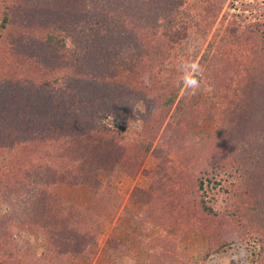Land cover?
<instances>
[{"label":"trees","instance_id":"obj_1","mask_svg":"<svg viewBox=\"0 0 264 264\" xmlns=\"http://www.w3.org/2000/svg\"><path fill=\"white\" fill-rule=\"evenodd\" d=\"M187 1L193 0H0V123H7L8 128L13 130L18 125H29L30 118L31 122L36 121L32 133L16 135L14 138L0 126V156L3 157L0 160H7L6 167L12 169L6 174V181L7 186L11 184L14 191L6 187L14 193V198L10 200L7 196L5 201L0 199V264H26L24 260L18 259V241L13 237V232L20 233L22 239L25 232L32 233L33 230L42 228L44 237L49 236L44 246L45 256L36 259V263L49 264L54 250L57 255L64 250V245L61 246L62 237L54 234V230L50 228L53 224L45 215L48 209L39 210L40 206L43 208L45 195L35 189L33 192L39 196L22 200L20 196L23 190L17 186L20 175L27 171L31 174L36 169L43 168L54 174L55 166L63 173L69 170L73 179L82 180L83 174L80 175V172H92V162L89 159L94 153L98 166L105 169H127L129 158L133 160L136 154H147L148 147L144 143L149 137L155 136L158 126H161L157 117L162 116L161 112L153 114L157 117L153 121L152 112L149 111L147 115L150 116V121L141 124L139 131H131L134 136L130 135L128 143L119 142V148L115 144L108 145L114 143L112 138L104 140L101 135L91 138L92 129L81 137L72 128V114L84 106L92 109L100 101L105 105H114L117 100L115 94L110 96L109 92L106 99L100 98L98 93L113 87V82H117L119 89L122 87L119 81L125 77L130 81V77L118 70L116 74L112 71L113 61L116 59L109 47L117 46L123 52V44L130 48L138 47L141 52L134 53L133 56L144 63L150 59L146 56L157 58V52L167 50V43L172 42L169 33L174 34L175 30L174 25L169 22L168 25H172L162 35L161 31L153 29L152 21L156 27L162 20L172 18L173 13L179 11ZM213 1L215 0H209ZM207 2L208 0H200L201 9L199 5H194L197 18L202 17L201 11ZM248 32L247 44L253 50L252 55L256 56L258 64L264 58V23L251 24ZM165 37L169 38L168 41L164 40ZM69 41L80 45L71 54V59L68 56ZM250 49L244 47L240 49V54L247 56ZM238 51V48L233 51L229 44H221L218 50L220 56L215 64L224 69L222 72L240 68V57L233 58ZM134 63L132 61L129 64L135 67ZM203 65L201 62L197 66L190 77L191 83L199 79V71H209L212 62L205 69ZM86 66L88 67L85 68ZM257 68L259 67H255L253 71L250 88L246 92L249 100L254 93L252 85L257 96L259 89L264 87V77L259 80L254 77ZM141 72L147 75L145 68L141 67ZM178 90L175 89L176 92L173 91L171 95L169 93L165 98H159L160 94L157 93L156 97L163 108H170ZM81 95L84 97L81 98ZM77 104L83 106L76 107ZM64 119L63 124L61 121ZM195 120L196 116L183 112L178 124L169 126L173 130V139L164 144L167 155L171 150H176L181 141L178 135L186 138ZM259 122L254 123V133L247 134V141H240L239 144L231 141L232 147L222 134H214L199 146L194 145L197 173H189L187 170L186 175L179 180L165 173L163 177L166 184L161 183L162 190L159 193L155 191L158 199L156 209L161 215L164 214L161 217L166 223L172 224L175 232L180 235L192 229L199 230V221L204 224L214 221L215 228L208 233L212 245H209L205 258L223 246L239 244L249 239L258 248L253 252L258 264H264V123ZM70 147L78 148L79 152L77 160L72 162L69 158L74 155L66 150ZM61 149L66 151L62 153ZM188 159L184 160L185 168H188ZM15 169L18 172H13ZM12 172L15 174H11ZM225 172L237 174L239 180L237 185L225 190L224 204L217 211L205 201L201 191L205 181L210 183L216 175ZM52 173H47V178L53 177ZM11 191H8V195ZM14 201H18L17 207ZM96 202L98 206L100 201L97 199ZM2 204L9 208L7 214L1 213ZM20 207H26V210L18 212ZM67 216L62 215L56 221H60V233L67 232L72 238L77 231L76 225L80 223L78 219H87L88 213L76 212L65 219ZM47 230L56 235L54 244L52 235ZM235 230L241 232L240 237L244 236L242 240L232 239L230 234ZM217 234L226 235L227 239L223 241ZM50 242L55 246L53 250Z\"/></svg>","mask_w":264,"mask_h":264},{"label":"rangeland","instance_id":"obj_2","mask_svg":"<svg viewBox=\"0 0 264 264\" xmlns=\"http://www.w3.org/2000/svg\"><path fill=\"white\" fill-rule=\"evenodd\" d=\"M199 2L187 1L179 11L173 13L170 20H162L156 27L152 21L153 29L161 31L162 35L166 34L172 24L175 30L174 34L169 33L172 42L167 43V50L157 52V58L146 56L150 59L144 63L133 56L141 52L138 47L130 48L123 44L124 52L117 46L109 47L116 59L112 71L116 74L118 70L130 77V81L126 77L119 81L121 88L118 89L117 82H113V87L98 93L100 98L106 99L109 92L110 96L115 94L117 100L114 105H105L100 101L92 109L84 106L77 110L76 107L82 104L73 108L77 111L72 114V128L81 137L92 129L91 138L95 135H101L104 140L112 138L114 143L108 145L115 144L117 148L119 142L128 143L130 137L134 136L131 131H139L141 124L150 121L147 114L151 111V119L155 121L158 117L161 126H158L156 135L144 143L148 147L146 155L136 154L133 160L129 158L127 169H105L98 166V159L94 157L96 153L92 154L91 150L92 158L89 160L92 162V172H80V175L83 174L82 180L73 179L69 170L63 173L55 166L54 174L43 168L31 174L26 169L27 172L20 175L17 186L23 190L22 195L20 193L21 199L39 196L33 192L35 189L43 192L40 194L45 195V199L43 208L40 206L39 210L48 209L45 215L53 224L50 228L63 239L62 245L60 243L58 246L64 245V250L60 255L54 250L49 264H258L256 255H253L258 248L249 239L241 241V245L239 242L223 246L205 258L209 245H212L208 233L215 228L214 221L207 224L199 221V230L192 229L180 235L175 232L172 224L167 222V226L164 214L161 215L155 207L158 204L155 191L159 193L162 190L161 183L166 184L163 177L165 173L177 180L182 179L187 170L189 173H197L195 146L208 141L214 134H222L230 141V145L231 141L239 144L240 141H247L248 133H254V123L259 120L263 121L259 123H264V87L259 89L257 96L252 85L254 93L251 100L246 95L255 67L259 68L254 77L257 80L264 77V58L257 64L256 56L252 55L253 50L247 44L248 26L264 23V0H208L201 11L202 17L197 18L194 5H199L201 9ZM169 22L172 24L168 25ZM168 39L164 38L166 41ZM223 43L229 44L233 51L239 49L233 58L240 57V68L222 72L224 69L217 67L219 65L215 61L220 56L218 50ZM79 47L78 42H68L70 59ZM244 47L250 49L247 56L240 54V49ZM132 61L135 67L129 64ZM210 61L212 65L209 71H199V79L191 83L190 77L197 66L203 62L205 69ZM141 67L146 69L147 75L141 72ZM214 81L216 84L212 83ZM175 89L179 90L173 104L168 109L163 108L158 99L165 98L169 93L171 95ZM157 93L160 94L159 98L156 97ZM157 112H161L162 116L153 115ZM183 112L196 116L195 123L190 126L186 138L178 135L181 141L176 150H171L167 155L164 144L173 139V130L169 126L177 125ZM29 121V125H18L12 127L13 130L4 122L0 126L14 138L16 135L25 136L33 132L36 121L31 122V118ZM62 122L64 124L65 119ZM66 150L74 155L69 158L70 162L77 160L78 148L70 147ZM66 150L60 151L64 153ZM187 158L189 165L185 168L184 160ZM6 165L7 160H0V199L4 201L7 196L10 200L14 198L11 184L7 186L6 181V174L12 169ZM13 172L11 174L14 175ZM50 172L54 176L47 178ZM238 180L237 174L220 173L210 183L204 182L201 193L214 210L220 211L224 204L225 190L237 185ZM6 187H10L13 192ZM8 191L12 193L8 195ZM97 199L100 201L98 206L95 204ZM15 204L17 207L18 201ZM8 209L5 204L1 205V213L7 214ZM24 210L26 207H20L17 211ZM76 212H86L88 216L87 219H78L80 223L76 225L77 231L71 238L67 232L60 233V221L56 219L68 215L67 219ZM41 229L33 230L32 233L25 232L22 239L20 233L13 232L12 236L18 241V259L24 260L26 264H39L36 259L45 256L44 246L49 236L44 237ZM47 233L52 235L51 230H47ZM240 234V231L235 230L230 235L232 239L242 240L244 236L240 237ZM55 237L51 236L53 244L54 239L57 240ZM219 238L223 241L227 239L223 234Z\"/></svg>","mask_w":264,"mask_h":264}]
</instances>
